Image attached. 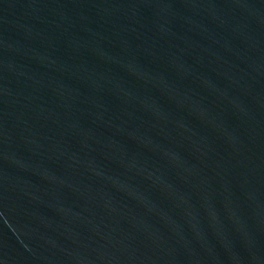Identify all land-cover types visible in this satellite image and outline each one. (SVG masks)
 I'll use <instances>...</instances> for the list:
<instances>
[{
  "label": "water",
  "instance_id": "water-1",
  "mask_svg": "<svg viewBox=\"0 0 264 264\" xmlns=\"http://www.w3.org/2000/svg\"><path fill=\"white\" fill-rule=\"evenodd\" d=\"M0 264H264V0H0Z\"/></svg>",
  "mask_w": 264,
  "mask_h": 264
}]
</instances>
